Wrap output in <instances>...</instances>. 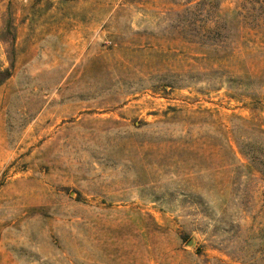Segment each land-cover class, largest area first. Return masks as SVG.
I'll list each match as a JSON object with an SVG mask.
<instances>
[{
  "label": "rangeland",
  "instance_id": "rangeland-1",
  "mask_svg": "<svg viewBox=\"0 0 264 264\" xmlns=\"http://www.w3.org/2000/svg\"><path fill=\"white\" fill-rule=\"evenodd\" d=\"M0 264H264V0H0Z\"/></svg>",
  "mask_w": 264,
  "mask_h": 264
}]
</instances>
